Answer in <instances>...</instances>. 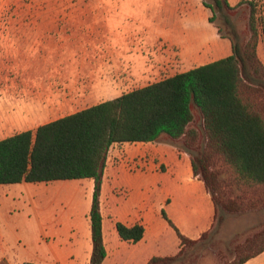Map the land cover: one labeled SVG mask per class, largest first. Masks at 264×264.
<instances>
[{
	"label": "trees",
	"instance_id": "obj_1",
	"mask_svg": "<svg viewBox=\"0 0 264 264\" xmlns=\"http://www.w3.org/2000/svg\"><path fill=\"white\" fill-rule=\"evenodd\" d=\"M202 0L213 16L218 11L248 5L250 37L242 44L233 30L232 54L160 82L131 91L65 118L0 141V185L53 183L92 179L95 181L90 212L93 255L91 264H104L107 257L103 235L101 196L111 149L117 144L153 143L162 136L187 141L195 148L199 133L192 129L194 109L203 119L206 151L191 154L193 173L205 185L215 205V221L225 220L219 210L253 212L264 209V65L258 56L264 37V0H242L232 8L228 0ZM227 39V37H223ZM217 155L234 177L236 186L250 190L233 197L231 185L220 181L213 165ZM248 196V197H245ZM176 231L181 251L172 257H156L149 264L171 263L183 247L195 243ZM214 221V223H215ZM120 237L138 243L146 229L139 224H117ZM264 254V228L250 235L235 249L231 264H247ZM0 264H10L3 260Z\"/></svg>",
	"mask_w": 264,
	"mask_h": 264
},
{
	"label": "crops",
	"instance_id": "obj_2",
	"mask_svg": "<svg viewBox=\"0 0 264 264\" xmlns=\"http://www.w3.org/2000/svg\"><path fill=\"white\" fill-rule=\"evenodd\" d=\"M93 20L60 14L11 17L10 24L20 27L15 37L22 57L21 70L26 71H19L23 82L0 87V141L23 132H35L43 125L92 107L80 108L84 104L95 106L129 93L124 92L130 84L124 70L120 67L114 69L106 60L96 57L98 40L96 27L91 26L93 22L96 24ZM167 162L172 165L169 175L159 173L160 165ZM146 164L153 171L145 172ZM177 178L188 182L192 190L203 192L199 221L207 218L211 211L214 224L215 205L204 183L194 175L191 157L176 154L173 148L167 149L155 142L117 144L111 149L101 196L107 251L104 264H149L156 257L179 254V237V242L174 245L166 240L172 236L167 225L172 227L163 212L180 230L166 211L172 199H167L163 211L162 204L157 210L155 202L157 186L178 184ZM78 182L87 185V209L84 211L82 200L71 191L67 198L68 207L76 209V219L72 220L73 213L68 215L64 211L66 222L62 214L61 219L55 216L34 224L29 217L35 210L30 209V213H26V208L19 209V196L31 198V186L60 183L56 189L59 193L63 188L77 186ZM53 183L0 185V262L91 264L90 212L95 181ZM118 223L128 227L143 225L145 237L138 243L124 241L117 231ZM188 223L195 226L193 219L187 220L185 225ZM202 224L205 228L206 223ZM180 232L191 240H197Z\"/></svg>",
	"mask_w": 264,
	"mask_h": 264
},
{
	"label": "rangeland",
	"instance_id": "obj_3",
	"mask_svg": "<svg viewBox=\"0 0 264 264\" xmlns=\"http://www.w3.org/2000/svg\"><path fill=\"white\" fill-rule=\"evenodd\" d=\"M241 1L228 0L232 8L238 6ZM207 2L212 4L213 1ZM58 14L94 18L96 24L93 22L91 26L96 27V57L103 58L114 69L122 68L129 76L130 87L124 90L125 93L229 57L232 47L228 38L233 36L232 28L239 35L242 44L250 37L248 5L234 10L225 8L223 12L218 11L210 23L209 19L213 14L204 7L202 0H0V87L23 82L19 71H26L21 70L22 57L15 37L20 27L10 24L11 17ZM258 56L264 65V37L259 44ZM260 105L264 107V103ZM89 106L94 104H84L80 108ZM194 114L196 120L192 129L199 133L195 148L190 150L186 147L187 141H172L167 136H162L155 143L167 149L171 147L176 154L186 158L191 157V154L199 155L206 151L207 138L203 119L197 109H194ZM212 156L213 165L220 170L219 180L232 186L230 196L240 194L238 190L250 192L247 188L236 186L232 172L217 155ZM171 169L172 165L167 162L160 165L158 172L169 175ZM151 171L153 169L146 164L145 172ZM182 171L185 172V169ZM177 179L178 184L173 182L167 186H157L156 207L158 210L162 204V211L165 210L166 201L171 198L172 204L166 210L167 213L185 235L196 237L197 240L183 247L177 260L167 264H231L235 260L237 246L264 228V209L239 213L219 210L218 216L224 215L225 220L220 223L217 218L214 224L210 211L202 221L206 223L204 228L199 221L203 192L192 190L188 182ZM58 185L60 183L31 186V198L19 196V209L26 208V213H30V209L35 210L29 217L34 224L41 220L53 219L55 216L61 219L64 211L68 215L73 213V220L77 215L76 209L68 207L67 199L72 191L82 200L86 211L85 182H78L77 186L72 188H63L59 193L56 190ZM251 194L263 195L264 192L254 191ZM161 219L167 225L163 218ZM186 219L188 222L193 219L195 226L193 227L192 223L186 226ZM63 220L66 222L65 214ZM167 228L172 235L166 238L167 242L171 245L179 242L175 230L168 225ZM247 264H264V254Z\"/></svg>",
	"mask_w": 264,
	"mask_h": 264
}]
</instances>
